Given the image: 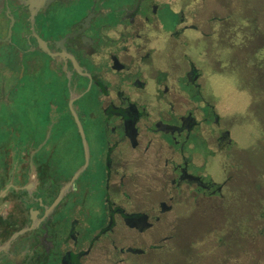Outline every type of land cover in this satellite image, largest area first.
<instances>
[{
	"label": "flooded vegetation",
	"instance_id": "af4514ba",
	"mask_svg": "<svg viewBox=\"0 0 264 264\" xmlns=\"http://www.w3.org/2000/svg\"><path fill=\"white\" fill-rule=\"evenodd\" d=\"M214 1L0 0V264H175L176 220L208 201H245L264 240L228 123L264 101V24L228 31Z\"/></svg>",
	"mask_w": 264,
	"mask_h": 264
},
{
	"label": "rangeland",
	"instance_id": "374dc122",
	"mask_svg": "<svg viewBox=\"0 0 264 264\" xmlns=\"http://www.w3.org/2000/svg\"><path fill=\"white\" fill-rule=\"evenodd\" d=\"M222 2H228V8L223 17H227L229 20L223 24L224 29L247 33L251 31L252 21L254 22L252 15H258L256 22L259 25L264 24L262 8L253 0H223ZM206 4V12L218 11L216 8L218 3H215L214 0H207ZM243 35L245 36V34ZM222 37L217 49L222 54L221 59L223 60L214 66L217 72V76L214 77L216 80H222L223 77L228 79L223 81V92L229 93L234 87V81L231 78L233 67L224 56L229 53L238 33ZM245 70L244 66L239 69L244 75L252 77V72L246 73ZM254 76L256 77L255 74ZM234 79H236V74ZM228 123L233 137L243 145L244 150L240 152L243 153L244 160H247L244 163L250 162V167L253 168L255 186L262 189L264 186V131L261 125L264 123V101L254 104L253 113L250 116L252 128L249 132L232 125L231 121ZM233 123L236 124L234 121ZM215 174L218 175V172ZM214 205V201H208L207 208L201 214L190 213L189 220L187 218L176 220L178 223H185V228H180L175 232L177 240L174 253L170 256L172 261L178 264L179 261H184V258L194 255L198 261L196 264H264V240H254L253 242L247 240L260 238L257 236V229L256 232L254 231L256 235L254 236L252 228L248 225L251 212L256 213L255 208H251L252 211H249V205L247 207L245 201L243 202L241 199L231 200L225 205V208L230 212L214 208ZM252 206L256 207V199ZM257 206L260 211L258 203ZM251 225H254L255 228V224ZM217 239L224 241L222 247H216L217 241L215 240ZM252 260L254 261L252 262Z\"/></svg>",
	"mask_w": 264,
	"mask_h": 264
},
{
	"label": "water",
	"instance_id": "95a60500",
	"mask_svg": "<svg viewBox=\"0 0 264 264\" xmlns=\"http://www.w3.org/2000/svg\"><path fill=\"white\" fill-rule=\"evenodd\" d=\"M76 175H78V173H76Z\"/></svg>",
	"mask_w": 264,
	"mask_h": 264
}]
</instances>
